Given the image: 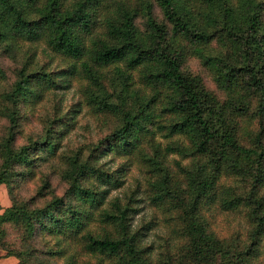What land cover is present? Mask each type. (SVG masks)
Wrapping results in <instances>:
<instances>
[{"label":"trees","instance_id":"trees-1","mask_svg":"<svg viewBox=\"0 0 264 264\" xmlns=\"http://www.w3.org/2000/svg\"><path fill=\"white\" fill-rule=\"evenodd\" d=\"M0 43L23 53L15 80L0 87V186L11 201L0 250L17 264L34 257L9 249L12 226L25 247L53 238L68 264H253L264 243V0H0ZM212 43L224 52L212 54ZM189 54L213 69L223 103L185 68ZM75 81L80 101L64 106L58 93ZM45 94L54 100L45 131L16 147L23 108ZM80 106L115 124L62 153L65 193L33 207L35 196L15 193L14 173L60 151ZM109 156L120 163L109 167ZM136 160L147 177L125 187ZM37 190L50 191L46 182ZM143 200L153 214L136 227ZM212 210L244 213L248 243L218 238ZM161 217L171 223L163 243L146 244Z\"/></svg>","mask_w":264,"mask_h":264},{"label":"rangeland","instance_id":"rangeland-1","mask_svg":"<svg viewBox=\"0 0 264 264\" xmlns=\"http://www.w3.org/2000/svg\"><path fill=\"white\" fill-rule=\"evenodd\" d=\"M156 15L159 17L158 12ZM138 27L143 28L141 21H138ZM40 47L38 50H41ZM212 54L217 55L218 53H223V49L217 44L212 43L211 49ZM41 63H44L46 59L39 55ZM23 53L14 47H6L5 43H0V69L3 72V77L0 80L1 88H8L10 84L15 80V73L17 69L22 64ZM60 61V60H59ZM185 68L196 77L197 81L211 94H213L218 102L223 103L226 96L224 91L220 90L217 86L215 79V72L211 67L203 64L201 59L195 55H188L185 59ZM54 61L53 64H55ZM79 87L78 82H72L69 90L59 92V96L64 102V106H70L72 102L77 101L76 90ZM46 99L43 101L42 105H36V107H25L22 111V132L18 135L15 146L20 147L26 144L28 138L37 140L41 138L40 136L45 131L49 117L52 116V110L54 105L53 97L45 94ZM80 101V97H79ZM68 110V107L65 109ZM79 112L73 114L71 118L73 119V125L69 127L67 134L61 143L60 151L53 156L42 154V159L34 160L33 172L29 175H25L20 170H16L14 173V183L12 187L15 188V193L22 199L29 200L35 196L33 207L42 208L47 201H49L52 196H61L65 193L67 185L61 180V172L65 169L64 159L62 158V153L69 152V150H74V148L88 144L91 141H95L100 137H103L107 133L108 128H113L114 122L109 121V123H102L97 118H93L89 115L87 109L80 106ZM247 126L250 129H255V122L247 121ZM6 122L0 120V135L2 134ZM246 130L245 128H243ZM178 158L177 156H172L170 160ZM102 161L106 162L109 167H116L120 163V159L113 158L109 156ZM174 165H172V168ZM144 164L137 161L134 162L133 167L126 173V185L130 184L132 186L136 180H143L147 177L145 175ZM31 175V176H30ZM46 182L48 184L49 193L45 197H37V189ZM236 183V181H234ZM231 183V181H228ZM234 183V185H235ZM124 187V188H125ZM132 189V188H131ZM122 188L119 190L112 191V196L122 195ZM264 192V188H263ZM142 198V197H141ZM0 214L7 208L11 206V201L8 196V188L5 185L0 186ZM139 208L138 214L134 215L133 223L136 227H139L143 220H148L152 214V209L147 208L148 203L142 201L136 205ZM163 212L161 211V216ZM165 216H168L166 213ZM209 220L212 222V230L216 236L222 240H234L241 244H247V234L250 230L249 222L242 212H222L220 210H212L208 214ZM157 217V215H156ZM159 218L157 217V220ZM161 217V227L158 230H151L147 232L146 244L151 242H156L161 239V244L163 243V237L166 236L167 225L171 223L162 222ZM7 237L6 243L9 249L17 250L26 253H31L29 251L32 249L34 251V257H29V254L24 256V264H68L66 260L60 259L55 253L56 251V241L53 238L47 236H38L34 240H30L25 247L22 245L19 236L15 233L14 227H6ZM264 244V243H263ZM260 245V249L253 258V264H264V245ZM51 252L54 254L52 255ZM23 260V258H22ZM17 264L18 261L7 256L5 251L0 250V264Z\"/></svg>","mask_w":264,"mask_h":264},{"label":"crops","instance_id":"crops-1","mask_svg":"<svg viewBox=\"0 0 264 264\" xmlns=\"http://www.w3.org/2000/svg\"><path fill=\"white\" fill-rule=\"evenodd\" d=\"M0 202H1V200H0ZM14 264H15V262H14Z\"/></svg>","mask_w":264,"mask_h":264}]
</instances>
